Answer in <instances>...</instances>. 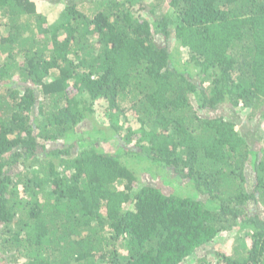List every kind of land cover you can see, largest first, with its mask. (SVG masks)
<instances>
[{
  "label": "trees",
  "instance_id": "obj_1",
  "mask_svg": "<svg viewBox=\"0 0 264 264\" xmlns=\"http://www.w3.org/2000/svg\"><path fill=\"white\" fill-rule=\"evenodd\" d=\"M38 2L0 0V264H264V0Z\"/></svg>",
  "mask_w": 264,
  "mask_h": 264
},
{
  "label": "rangeland",
  "instance_id": "obj_2",
  "mask_svg": "<svg viewBox=\"0 0 264 264\" xmlns=\"http://www.w3.org/2000/svg\"><path fill=\"white\" fill-rule=\"evenodd\" d=\"M83 5L87 0H81ZM79 3V0H59L57 4H53L44 0V2H38L39 11L46 14V21L49 25L58 23L61 20L64 12V6H69L73 3ZM146 2L150 3L153 0H146ZM43 3V4H42ZM87 8V7H86ZM79 9H84L85 6L80 7ZM174 48V47H173ZM172 48V50H173ZM181 60L186 58V53L184 50H178ZM243 117V116H242ZM99 117L95 115V119L93 117V123L96 122L95 126H98L102 131L107 129L108 120L104 117ZM97 120V121H96ZM91 123V124H93ZM250 127V125H248ZM87 128L89 129L88 133H85L89 136V133H92L94 136V131L91 128V125L87 123ZM118 143L116 141H111L108 143L100 142V148L103 151H113L115 144ZM98 144V143H97ZM129 167L132 168L136 176L138 177L139 183H146L148 185H153L159 187L165 193H173L178 192L186 196L194 197L199 200H204V197H198V195L194 192V190L187 185L184 181H181L177 177L172 176V174L165 170L158 171H150L147 166L143 163H137V161L131 160V163H128ZM21 169V168H20ZM21 171V170H20ZM235 234H232L231 238H227L226 234H221L218 238L212 243V245L207 249H199L195 253L194 261L191 260L192 263L195 262V259L204 258L207 262L213 263L212 256H214V252L216 250H220L226 252L228 255L231 254V250L235 249L237 246L242 247L244 244L243 238L233 237ZM236 238V239H235ZM236 240V241H235Z\"/></svg>",
  "mask_w": 264,
  "mask_h": 264
}]
</instances>
